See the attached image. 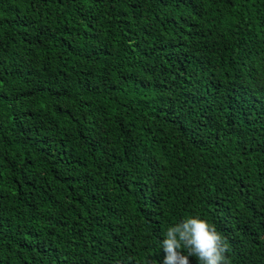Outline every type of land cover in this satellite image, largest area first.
<instances>
[{"label": "trees", "instance_id": "1", "mask_svg": "<svg viewBox=\"0 0 264 264\" xmlns=\"http://www.w3.org/2000/svg\"><path fill=\"white\" fill-rule=\"evenodd\" d=\"M192 217L264 264V0H0V264H162Z\"/></svg>", "mask_w": 264, "mask_h": 264}, {"label": "clouds", "instance_id": "2", "mask_svg": "<svg viewBox=\"0 0 264 264\" xmlns=\"http://www.w3.org/2000/svg\"><path fill=\"white\" fill-rule=\"evenodd\" d=\"M188 250L185 255L181 248ZM162 264H191L197 257L200 264H228L225 238L215 226L199 217H192L169 227L162 241Z\"/></svg>", "mask_w": 264, "mask_h": 264}]
</instances>
